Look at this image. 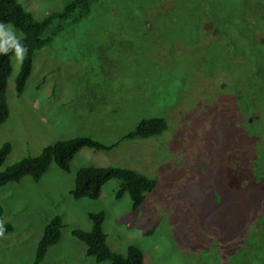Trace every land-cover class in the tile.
Here are the masks:
<instances>
[{
	"label": "rangeland",
	"instance_id": "obj_1",
	"mask_svg": "<svg viewBox=\"0 0 264 264\" xmlns=\"http://www.w3.org/2000/svg\"><path fill=\"white\" fill-rule=\"evenodd\" d=\"M36 20L69 0H17ZM214 29L213 31H208ZM21 33V32H20ZM219 35L229 34L236 60ZM264 0H92L35 51L21 93L11 58L0 146L1 170L57 140L91 136L109 151L82 148L64 171L0 187V264H32L46 223L62 222L40 264H110L85 255L72 230L89 231L103 211L106 244L144 264H264ZM162 117L159 136L124 139L144 118ZM252 122H249V119ZM254 121V122H253ZM128 167L155 180L132 210L119 181L97 199H74L82 166ZM248 168V169H247ZM148 231H151L148 233Z\"/></svg>",
	"mask_w": 264,
	"mask_h": 264
},
{
	"label": "trees",
	"instance_id": "obj_2",
	"mask_svg": "<svg viewBox=\"0 0 264 264\" xmlns=\"http://www.w3.org/2000/svg\"><path fill=\"white\" fill-rule=\"evenodd\" d=\"M92 0H69L59 11L47 14L41 20L34 19L29 12L24 10L17 0H0V21L12 22L23 36V42L28 47V53L19 66L15 76V90L21 93L32 69V60L35 51L39 50L51 41V37L57 33L66 21L76 23L90 13ZM12 53L0 56V124L4 123L9 110L6 102L7 79L11 73ZM167 128L166 120L162 117H150L141 119L133 130L124 135V139H146L159 136ZM117 144H103L91 136H75L57 140L53 144L45 146L36 156H25L20 160L0 169V187L11 182H18L25 176L38 181L48 170L51 163L56 164L64 171L69 170V165L74 156L82 148L109 151ZM11 151L9 142L0 146V168L7 155ZM248 169V168H247ZM247 176L264 183V176L248 171ZM116 179L119 186L116 190V198L127 193L132 210H136L143 202L145 193L153 190L155 180L128 167L119 166H82L74 177V186L71 195L74 199H97L102 186L109 180ZM3 209L0 206V221ZM91 228L89 231L72 230V236L85 244V255L93 257L96 262L105 260L110 264H144L143 256L139 248L134 245L127 247L126 254L113 252L106 244V234L103 231V211L89 214ZM62 222L58 216L51 218L43 228L42 235L37 242L32 264H40L47 249L54 245L60 237ZM1 233H9L12 226L9 223L0 222ZM151 231H148L150 233Z\"/></svg>",
	"mask_w": 264,
	"mask_h": 264
},
{
	"label": "clouds",
	"instance_id": "obj_3",
	"mask_svg": "<svg viewBox=\"0 0 264 264\" xmlns=\"http://www.w3.org/2000/svg\"><path fill=\"white\" fill-rule=\"evenodd\" d=\"M9 53H12L17 63L22 64L28 53V47L23 42L19 29L12 22L0 21V56H6Z\"/></svg>",
	"mask_w": 264,
	"mask_h": 264
},
{
	"label": "flooded vegetation",
	"instance_id": "obj_4",
	"mask_svg": "<svg viewBox=\"0 0 264 264\" xmlns=\"http://www.w3.org/2000/svg\"><path fill=\"white\" fill-rule=\"evenodd\" d=\"M208 31H213L215 32L214 29L212 30H208ZM214 37H221L222 36V40L224 41L225 45H226V48H227V51H228V59L229 60H232L233 62L236 60V54H235V51H236V47L234 44L231 43V38H230V35L229 34H223V35H219V34H216V33H211ZM257 40H261L262 43H264V38H260V37H257ZM252 122V119L250 118L249 119V122ZM254 122V121H253Z\"/></svg>",
	"mask_w": 264,
	"mask_h": 264
}]
</instances>
